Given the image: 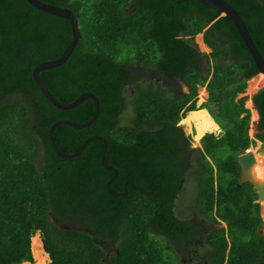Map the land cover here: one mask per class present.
I'll list each match as a JSON object with an SVG mask.
<instances>
[{
	"label": "trees",
	"instance_id": "obj_1",
	"mask_svg": "<svg viewBox=\"0 0 264 264\" xmlns=\"http://www.w3.org/2000/svg\"><path fill=\"white\" fill-rule=\"evenodd\" d=\"M41 1L71 9L80 33L67 61L40 71L41 78L62 103L91 91L100 106L87 127L58 125L53 131L56 144L71 153L89 135L103 136L106 163L118 169L109 187L127 193L114 195L105 188L114 171L101 165V140L91 139L70 159L59 157L49 141L48 128L55 120L84 122L94 112L90 98L72 109L54 106L32 78L37 63L61 55L71 39L70 23L26 0H0V264H35L29 262L30 238L36 231L48 264H176L162 233L172 240L176 234L162 228L158 218L172 216L177 184L193 164L177 155L178 146L188 143L177 121L186 111L206 107L219 112L210 109L224 130L220 137L202 138L220 174L214 184L211 163L200 151L198 174L193 175L202 179L195 199L204 216L227 221V235L222 226L206 235V258L214 264H264L259 203L250 183L236 185L235 161L239 151L255 144L247 132L248 109L243 98L235 97L258 70L229 18L223 15L212 22L217 10L197 0ZM227 1L244 19L264 57V0ZM200 32L208 54L194 42ZM201 58L212 68L207 82L196 68ZM141 67L158 76L145 78ZM179 77L187 82L188 92L168 90ZM204 84L208 98L196 107L197 86ZM254 99L263 111L264 129V87ZM125 113L128 122L122 123ZM187 113L181 120L195 122L197 133L219 131L208 112L195 117ZM257 137L264 141V136ZM222 147L232 152L223 163L209 154ZM225 174L230 180L223 179ZM181 225L182 232L190 227ZM113 242L109 252L105 243Z\"/></svg>",
	"mask_w": 264,
	"mask_h": 264
},
{
	"label": "water",
	"instance_id": "obj_2",
	"mask_svg": "<svg viewBox=\"0 0 264 264\" xmlns=\"http://www.w3.org/2000/svg\"><path fill=\"white\" fill-rule=\"evenodd\" d=\"M31 6L37 8L38 10L52 14L54 16L62 17L66 19L72 29V35L71 39L68 42V44L65 46L63 52L61 55L57 58L45 60L37 63L34 68L32 69V78L39 90L42 92V94L46 97V99L52 103L54 106L60 108V109H72L79 105L81 102H83L86 98L92 99L94 103V112L93 115L84 122H75L66 118H59L55 120L50 127L48 128V138L51 143V146L54 150V152L63 159H70L72 157L78 156L81 154L84 149L86 148V145L91 139H99L102 141V152H101V165L108 170L114 171V174L106 181L105 188L108 192L114 194V195H121L126 194L127 191L125 190L123 193L114 192L110 189L109 185L110 182L116 177L118 169L114 166L107 165V158H106V150H107V142L105 138L99 134H92L89 135L82 143L80 148L71 153H64L59 150L56 141L54 139L53 131L54 129L60 125L65 124L68 126H72L75 128H84L89 126L91 123H93L98 114H99V100L97 96L91 92V91H85L79 94L73 101L70 103H62L58 101L53 94L50 92L48 87L45 85L43 79L40 76V71L57 67L62 65L67 61L69 56L71 55L72 51L74 50L75 46L78 43V40L80 38L79 33V25L78 20L74 14V12L65 6H58L54 4H50L41 0H26ZM198 2L205 4L206 6H211L217 10V16L215 18H212V22L216 20L220 16H227L229 20L232 22L234 27L237 29V32L248 50L250 56L252 57V60L257 68V74L262 73L264 74V57L258 47L256 46L255 42L253 41L251 34L247 28V25L244 21V19L241 17L239 12L235 9V7L230 4L227 0H197ZM192 111V110H190ZM217 124V123H216ZM218 125V124H217ZM253 146L251 148H248L247 150L241 151L236 156V162L240 168V173L236 182L237 186H240L244 183H250L253 190L256 193L257 202H260L262 205V202L264 201V178L263 179H257L252 174V168L253 165L256 162V155H264V143L257 148L255 151H253ZM260 234H264V231H259ZM50 261V259H49Z\"/></svg>",
	"mask_w": 264,
	"mask_h": 264
},
{
	"label": "rangeland",
	"instance_id": "obj_3",
	"mask_svg": "<svg viewBox=\"0 0 264 264\" xmlns=\"http://www.w3.org/2000/svg\"><path fill=\"white\" fill-rule=\"evenodd\" d=\"M194 42L196 43L197 48H198V50L201 53L208 54L210 52V48L207 47L206 44L203 42V32L197 33L194 36ZM212 62L213 61L210 60V64ZM218 62H220V63H229L230 60L225 61V60L219 59ZM141 70L145 73L144 76L147 79H154V78H156V76H158V74L155 71H152L150 69L147 70L148 72H146V70L144 71V69H142V67H141ZM210 71L211 70L209 69V73H210ZM169 85L176 92L180 91V89H183L184 91H187V86H186L185 82L182 79H180V78H177L176 80L171 81L169 83ZM262 87H264V74H262V73H259L257 75L255 74L254 76H252V77H250L249 79L246 80V85H245L244 91L238 93L236 95V97H235L236 100H238L240 98H243V102L245 101V104H243V106L245 108H247L248 109V112H249V122H248V126H247V132H248V136L251 139H253L254 132L258 130V127H257V125H258L257 124V122H258V116H257L256 110L252 106L251 97H252V95H253L254 92H256L259 88H262ZM205 90H206L205 89V85L204 86H197V93H196V96H195V98H196L195 106L196 107H199L206 100V98H207V91H205ZM246 96L248 98H246L244 100V98ZM210 109H211V111L213 110L210 107H206V108H198L194 112H188L187 111L188 113L187 112L186 113L188 115H193L194 117L195 116H207L208 113H209V116L214 120V118L212 117V115L210 113L211 112ZM214 112H216L217 115H220L218 111L215 110ZM186 113H185V115H186ZM244 114L245 113H242L241 116H243ZM184 116L182 118H184ZM128 118H129V114L127 115V113H125V114L122 115V117L120 118V120H121L122 123H127L128 122ZM181 119L178 122V124L181 126L182 130L184 131V133L186 135H188V138L190 139V146H191V148H194L195 147L193 149L194 151H192V160L193 159L195 160L197 158V156H198V158L196 159V161H197L198 159H200L198 150L201 149V147L203 146V141L201 140V137L203 135H205V134L218 135L219 132L217 130V131H214V132H211V133H207L206 132L204 134H199L197 132L193 133L191 131V124L194 125V126L197 125V124L195 122H189V120H187L185 122H182L183 120H181ZM257 143H259V142H257ZM257 143L253 144L255 146H253L251 144L249 146V148H251L253 146L254 147L253 148V151H255L258 148V146H259V144L257 145ZM209 154L210 155H213L214 157H218L219 160L221 161V159L222 160H227L230 157V155H232V152L229 149H227L226 147H222V148H218L216 150H213L212 151V154L209 152ZM256 157L260 161V164L253 166L254 169H256L255 168L256 166L258 167L257 168L258 169L257 173H258V175L260 177H257V176L256 177L259 178V179H263L264 178V155H256ZM194 160H193V164H192V169H191L190 175L188 173L187 176H186V178H185V182H184L185 183V190L181 193V198H182L183 201L178 206L179 211L181 213L187 215V216H192L194 213H197V214L200 213L199 210H198L199 207H197L198 206V204H197L198 202L196 201L195 198L197 197V199H198V194H197V191H196L197 182H199L202 179V177H198L197 175H193L194 172L198 174V172H196V169H198L197 168V163H199L198 161L196 163V161H194ZM208 161L211 163L212 170H213V178H214L213 183L216 184V181H217V172H215V169H216L215 162H214V160L211 157H208ZM221 162L223 163V161H221ZM223 177H224L223 179H229V180L231 178V176L228 175V174H225ZM188 181H189V183H188ZM189 189L192 192L191 196H188V192L187 191ZM175 209L177 210V197L175 199ZM259 214H260V216L262 218V224L260 226V231H264V204L262 203V205H261L260 202H259ZM220 226H222L225 229V233L227 235L226 223L225 222H221L220 223ZM36 234H37L38 238L41 241V248L43 250L40 232L39 231H36L34 233V235H36ZM159 241L160 242H164L160 238H159ZM197 244H198V242H196V241H193L192 243H190V245H192V246H195ZM31 245H32V237H31V240H30V248L32 247ZM31 250H32V248H31ZM32 253L34 254V252H32ZM33 256H32V261H30V262L29 261H26V262L33 263L34 260H35ZM47 258H48V260L46 261V264H48V262H49L48 254H47Z\"/></svg>",
	"mask_w": 264,
	"mask_h": 264
},
{
	"label": "flooded vegetation",
	"instance_id": "obj_4",
	"mask_svg": "<svg viewBox=\"0 0 264 264\" xmlns=\"http://www.w3.org/2000/svg\"><path fill=\"white\" fill-rule=\"evenodd\" d=\"M196 68L201 73V76H206V82L211 79V77H212V68L211 67H207L204 64L202 58L200 59V61H198V64L196 65ZM209 69L211 70L210 73H209ZM179 78L182 79L185 82V84L187 86V91H184L183 89H180V91H178L177 93H185V92H188L189 88H188L187 82L182 77H179ZM204 85H205V89H206L205 91H207V98H208V90H207V87H206L207 84H204ZM204 85H198V86H204ZM259 89H261V88H259ZM259 89L256 92L253 93V95L251 97V101H252V106L256 110L257 116H258V122H257V124H258L257 125L258 130L254 132L253 139H254L255 143L259 142L260 143V146H261L264 143V141L261 140L257 136H264V129L262 128V119H263L262 112L263 111L256 105V102H255V99H254V95L259 91ZM168 90L169 91H173L174 89L173 88H169ZM207 98H206V100H207ZM246 98H248V97L246 96L244 98V100ZM195 101H196V98H195ZM243 104H245V101L243 102ZM179 121H177V126H179L181 128V126L178 124ZM219 126L220 125H218V127ZM191 131L193 133L196 132L195 126L192 125V124H191ZM218 132H219V134L218 135H215V136L220 137L224 133V130L221 127H219V131ZM184 136H186L187 137V140H188L187 147L186 146L179 145L178 146L179 148L177 149V155H179V156H181V157H183V158H185L186 160L189 161V160H192V151H194L193 149L195 147L194 148H191V146H190V139L188 138V135H186L184 133ZM203 136L201 137V140H202ZM253 146H255V145H253ZM247 149H245V150H247ZM200 151H202L207 158L209 157L208 155H206L203 146L201 147V149L198 150V152H200ZM240 152L241 151H239L237 153V155ZM236 156H235V161H236ZM196 159L195 160L193 159V160L196 161ZM215 167H216V165H215ZM184 172L185 173H189V175H190L191 169H187L186 168L184 170ZM215 172H217V178H218V175L220 173L218 172L217 168L215 169ZM239 173H240V168H239ZM184 180H185V176L180 180V183L177 184V191L175 192V194L173 196L172 206H171V215L172 216L169 217V216L161 215L158 218L159 225L162 228L166 229L168 232L169 231L170 232H175L176 238H174V240L170 239L166 235L167 233L165 231H163L165 233H162V235H163L162 237L170 242V245L172 247L171 248V251L173 253V258H174L176 264H214V263H212L210 261V259L208 260L206 258L205 251L209 247L208 243L206 242V235L215 226L220 227V223L221 222H225L226 223V227H227V221H220L219 223L218 222H214L211 219H209L208 217L204 216V214L199 209L198 210H199L200 213L199 214L194 213L192 216H187V215L181 213L179 211V209H178V206L183 201L182 198H181V193L185 190ZM188 183H189V181H188ZM187 192H188V196H191V194H192L191 190L189 189ZM176 197H177V210L175 209V199H176ZM256 200H257V197L255 198V201ZM49 216H50V220L51 221L58 222V220H59L58 217H56L55 215H53L51 213H49ZM182 222L183 223H186V224H188L190 226L188 229H186L183 232L181 231V226H182L181 223ZM177 232H179L178 235H177ZM30 240H31V238H30ZM193 241L198 242V244L195 245V246L190 245V243H192ZM113 245H114V242L113 243H105V247L107 249L112 248ZM110 250L111 249H109V252H110ZM227 250H228V248H227ZM31 254H32V250H31ZM107 255H108V253H107ZM23 262H25V261H23ZM20 264H22V262Z\"/></svg>",
	"mask_w": 264,
	"mask_h": 264
},
{
	"label": "bare ground",
	"instance_id": "obj_5",
	"mask_svg": "<svg viewBox=\"0 0 264 264\" xmlns=\"http://www.w3.org/2000/svg\"><path fill=\"white\" fill-rule=\"evenodd\" d=\"M259 144V146H260V143H257V145ZM259 146H258V148H259ZM257 148V147H256ZM258 164H260V161H259V159L256 157V162H255V164L254 165H258ZM253 165V166H254ZM256 169H254V167L252 168V174H253V176L255 177V178H257V177H260L259 175H258V173H257V171H258V167L256 166L255 167ZM256 170V171H255ZM257 176V177H256ZM257 179H259V178H257ZM263 204H264V202H262ZM32 247V252H34V259H35V261H36V263L37 264H46V261L48 260V258H47V254L42 250V248H41V241H40V239L38 238V236H37V234L36 235H33L32 236V245H31Z\"/></svg>",
	"mask_w": 264,
	"mask_h": 264
},
{
	"label": "crops",
	"instance_id": "obj_6",
	"mask_svg": "<svg viewBox=\"0 0 264 264\" xmlns=\"http://www.w3.org/2000/svg\"><path fill=\"white\" fill-rule=\"evenodd\" d=\"M35 264H36V261H35Z\"/></svg>",
	"mask_w": 264,
	"mask_h": 264
}]
</instances>
